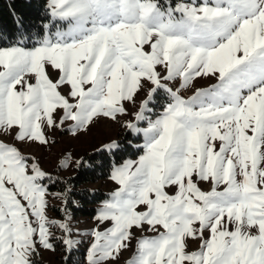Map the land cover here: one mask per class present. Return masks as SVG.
<instances>
[{"label":"snow or ice","instance_id":"6c2138e0","mask_svg":"<svg viewBox=\"0 0 264 264\" xmlns=\"http://www.w3.org/2000/svg\"><path fill=\"white\" fill-rule=\"evenodd\" d=\"M45 11L34 42L21 18L28 42L0 45V264H36L54 250L52 226L72 231L49 220L48 196L66 194L49 193L51 173L23 146L100 120L142 135L143 154L113 168L86 264L125 252L126 264H264V0H46Z\"/></svg>","mask_w":264,"mask_h":264},{"label":"rangeland","instance_id":"374dc122","mask_svg":"<svg viewBox=\"0 0 264 264\" xmlns=\"http://www.w3.org/2000/svg\"><path fill=\"white\" fill-rule=\"evenodd\" d=\"M52 76L53 78H56L55 73H53ZM214 82V80L198 79V81L196 82V86L208 87ZM156 110L160 111L159 108H157ZM141 126L146 127V124ZM121 131L129 130L122 128L120 125L115 124L111 121L100 120L90 132H86L75 137L72 136L71 133L66 131L56 130L53 132H49V140L53 141V143H50L45 147H41L38 145H24L23 151L26 155L35 156L39 161L41 167L47 172L51 173V180L45 181L49 193L66 194L58 189L52 190L50 189V187L54 185L57 180H64L74 174V169L76 167L71 162H74L76 160L82 161L83 157L87 153L103 150L109 151L104 148V144L111 142L112 139L118 141ZM132 134L136 138H140L135 146L142 148V145L144 143L143 136L137 135L135 133ZM4 139L6 142H11L10 137H4ZM140 155L127 158L115 167L120 166L127 160L138 159ZM66 157L69 158L67 161ZM62 162L67 163L68 166H62ZM110 176L106 180L94 185H89L88 187L93 191L102 189L108 195L107 199H109L111 193L117 188V185L110 179ZM201 187L204 190H210L207 184H202ZM66 204V195H62L60 197L53 195L48 196L47 216L49 220L59 222L70 218L69 222L72 231L70 234H66L59 227L52 226L50 228V231L52 233L51 242L53 243L54 250L42 249L41 253L34 258L36 264H61V260L64 259L69 252L80 248H86L85 250L87 254V250L92 240L94 239L90 233L95 227H97L98 224L95 217L98 214V211L103 203L99 205L96 215L91 218L75 217L73 212L70 209L66 208ZM145 235H152V233H145ZM65 238H70L74 242H78L74 244L71 251H69L67 249V246L63 243V240ZM189 247L190 250H195L198 247V242L190 243ZM130 258L131 252H125L121 257L119 264H126V261ZM82 264H86V256Z\"/></svg>","mask_w":264,"mask_h":264},{"label":"trees","instance_id":"16d2710c","mask_svg":"<svg viewBox=\"0 0 264 264\" xmlns=\"http://www.w3.org/2000/svg\"><path fill=\"white\" fill-rule=\"evenodd\" d=\"M45 3L46 0H0V45L8 46L21 39L28 42L25 29L34 42L41 24L47 20ZM21 18L25 29L17 31ZM139 140L130 131H121L118 138L119 149L87 153L82 159V165L74 169L72 176L57 180L50 189L66 193V208L75 217L95 216L99 205L108 195L102 189L93 191L88 186L106 180L113 168L127 158L142 154V148L135 146ZM85 249L72 250L61 260V264H82L86 256Z\"/></svg>","mask_w":264,"mask_h":264}]
</instances>
